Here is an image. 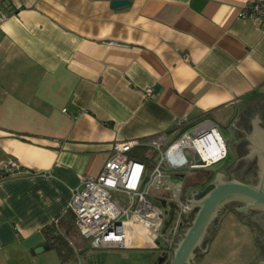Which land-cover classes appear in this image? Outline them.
<instances>
[{
    "label": "crops",
    "instance_id": "crops-1",
    "mask_svg": "<svg viewBox=\"0 0 264 264\" xmlns=\"http://www.w3.org/2000/svg\"><path fill=\"white\" fill-rule=\"evenodd\" d=\"M254 1L0 0V170L13 161L30 171L0 183V264L79 261L90 248L66 236L72 191L102 172L116 141L167 145L203 121L230 130L240 104L264 99V29L239 17ZM189 172L166 184L187 195ZM236 221L227 216L223 233L247 232ZM53 227L72 260L51 247ZM156 228L133 219L127 249H160Z\"/></svg>",
    "mask_w": 264,
    "mask_h": 264
},
{
    "label": "built area",
    "instance_id": "built-area-1",
    "mask_svg": "<svg viewBox=\"0 0 264 264\" xmlns=\"http://www.w3.org/2000/svg\"><path fill=\"white\" fill-rule=\"evenodd\" d=\"M239 17L257 21L264 29V0H255L244 7ZM8 15L0 7V25ZM153 91L148 90L150 95ZM65 112V111H64ZM151 146L159 154L158 163L150 170L146 164L131 158L130 154L139 147ZM114 153L105 163L98 176L88 177L83 186L72 191L69 210L79 236L90 250L127 249V225L133 219L154 224L156 239L171 246L180 236L186 224L183 213L190 212V205L184 199L182 184L168 186L169 172L208 170L228 158L227 143L218 128L203 121L185 130L175 141L165 145V141L149 139L142 144L138 140L116 141ZM19 163L9 161L0 170V183L21 175H29ZM169 187V188H168ZM151 191L165 194L161 199L167 204L175 203L177 209L168 227L169 213L157 208L147 200ZM123 193L127 197L122 205L114 197ZM70 246L78 253L73 241Z\"/></svg>",
    "mask_w": 264,
    "mask_h": 264
},
{
    "label": "flooded vegetation",
    "instance_id": "flooded-vegetation-1",
    "mask_svg": "<svg viewBox=\"0 0 264 264\" xmlns=\"http://www.w3.org/2000/svg\"><path fill=\"white\" fill-rule=\"evenodd\" d=\"M229 131L230 138L226 143L228 158H231L232 161L230 165L210 172H213L214 175L222 172L226 182L237 181L253 188H258L261 184L264 185V99L244 109L241 115L236 117ZM210 183L203 188H194L198 191L196 195L204 196L210 190ZM246 205V202L241 200L230 201L223 205L217 218L208 229L202 246L203 250L209 244L211 245L226 217L232 215L251 232L255 248L254 264L264 262V210L251 209L246 212H238ZM194 214L195 212L191 213L192 218ZM202 249L196 251L197 264L199 256L202 255Z\"/></svg>",
    "mask_w": 264,
    "mask_h": 264
},
{
    "label": "water",
    "instance_id": "water-1",
    "mask_svg": "<svg viewBox=\"0 0 264 264\" xmlns=\"http://www.w3.org/2000/svg\"><path fill=\"white\" fill-rule=\"evenodd\" d=\"M127 1H115L113 7H120L127 5ZM263 97V96H262ZM260 102V101H259ZM256 104L255 102H249V106ZM238 115L245 109L243 104L238 106ZM234 124V123H233ZM232 124V125H233ZM231 125V126H232ZM214 180L210 183L209 189L204 196L198 197L196 195L197 190H190L186 197V201L190 205V212L183 213L185 219L187 216L195 212L189 225L180 230V236H178L172 244L171 251L173 257L171 264H197V250H201L203 242L207 236V232L211 224L217 218L219 210L230 201H245L246 206L239 209L238 212H246L251 209L264 210V185L261 184L258 188H253L246 184L230 181L226 182L222 172H218L214 176ZM164 215L169 213V220L165 226L168 227L173 219L177 206L175 203L167 204V200L161 201ZM210 244L202 253L209 250ZM49 249V247H46ZM44 248H39L36 253H40ZM261 264H264L262 262Z\"/></svg>",
    "mask_w": 264,
    "mask_h": 264
},
{
    "label": "rangeland",
    "instance_id": "rangeland-1",
    "mask_svg": "<svg viewBox=\"0 0 264 264\" xmlns=\"http://www.w3.org/2000/svg\"><path fill=\"white\" fill-rule=\"evenodd\" d=\"M220 133L226 141L230 138V131L226 127L221 128ZM159 154L155 155L150 161V170L158 163ZM231 158H227L223 162L214 167L208 169L209 171L217 170L218 168L226 167L230 165ZM205 170V171H208ZM202 171H191L188 173L189 177L201 174ZM181 180V179H180ZM188 181L187 179H182L180 182ZM192 181V180H191ZM158 203V205H157ZM155 202L157 208H160L159 202ZM161 206V205H160ZM233 221H236L234 216H230ZM237 222V221H236ZM226 225H221L219 228V237L216 235L213 240L214 243L210 245L209 250L202 253L199 256L198 264H254L255 259V248L254 241L251 233L247 228H244L247 232L241 233V230L234 228V237H229L227 233H223ZM228 227V226H227ZM229 228V227H228ZM233 229V228H232ZM231 229V230H232ZM71 231L65 230L67 237L76 238L78 236L77 228L72 226ZM135 234L137 238L143 236L140 230ZM218 238V239H217ZM212 241V242H213ZM160 243V249H104V250H90L87 249L85 252L80 254V259L76 264H171L173 252L170 253L172 248H168L167 244L163 241H158ZM79 248L84 246V242L79 239ZM85 247V246H84ZM83 248V247H82ZM248 252V254H247ZM63 255L65 259L66 250L63 249ZM248 255V256H247Z\"/></svg>",
    "mask_w": 264,
    "mask_h": 264
},
{
    "label": "trees",
    "instance_id": "trees-1",
    "mask_svg": "<svg viewBox=\"0 0 264 264\" xmlns=\"http://www.w3.org/2000/svg\"><path fill=\"white\" fill-rule=\"evenodd\" d=\"M151 154H152V152L147 147H139V148L135 149L130 154V156L134 160L148 165L150 163L148 155H151ZM200 171H202L201 174H199L195 177L194 182H190L185 186L184 193H185V190L186 191L188 190V188H193V187L194 188H197V187L203 188V187L207 186L214 179L215 175L213 172L205 171V170H200ZM184 196H186V193L184 194ZM72 220H73V216H72ZM54 228H55V232H56L57 228L53 227L52 229H54ZM57 232L53 235V237L51 239V247L57 249L62 254L63 257H64L63 249H65L66 250L65 259L72 260V258L74 257V253L72 252V249L69 247L65 237L60 235L59 232H58L59 233L58 234Z\"/></svg>",
    "mask_w": 264,
    "mask_h": 264
},
{
    "label": "bare ground",
    "instance_id": "bare-ground-1",
    "mask_svg": "<svg viewBox=\"0 0 264 264\" xmlns=\"http://www.w3.org/2000/svg\"><path fill=\"white\" fill-rule=\"evenodd\" d=\"M126 233H127V227H126Z\"/></svg>",
    "mask_w": 264,
    "mask_h": 264
}]
</instances>
